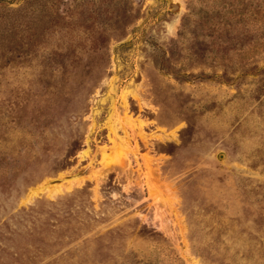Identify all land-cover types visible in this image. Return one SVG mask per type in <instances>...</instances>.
Returning <instances> with one entry per match:
<instances>
[{"label": "rangeland", "instance_id": "374dc122", "mask_svg": "<svg viewBox=\"0 0 264 264\" xmlns=\"http://www.w3.org/2000/svg\"><path fill=\"white\" fill-rule=\"evenodd\" d=\"M0 264H264V0H0Z\"/></svg>", "mask_w": 264, "mask_h": 264}]
</instances>
